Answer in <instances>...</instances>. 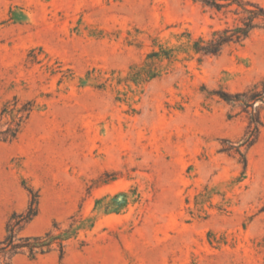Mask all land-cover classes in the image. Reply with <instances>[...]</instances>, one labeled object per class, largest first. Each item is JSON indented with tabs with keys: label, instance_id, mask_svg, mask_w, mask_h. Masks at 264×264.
Instances as JSON below:
<instances>
[{
	"label": "rangeland",
	"instance_id": "1",
	"mask_svg": "<svg viewBox=\"0 0 264 264\" xmlns=\"http://www.w3.org/2000/svg\"><path fill=\"white\" fill-rule=\"evenodd\" d=\"M235 19L194 0H0V125L30 109L0 142V241L30 190L19 236L64 239L0 264H264V101L220 97L264 89V29L192 50Z\"/></svg>",
	"mask_w": 264,
	"mask_h": 264
},
{
	"label": "trees",
	"instance_id": "2",
	"mask_svg": "<svg viewBox=\"0 0 264 264\" xmlns=\"http://www.w3.org/2000/svg\"><path fill=\"white\" fill-rule=\"evenodd\" d=\"M199 2L202 7L208 8L216 13H231L236 16L235 23L221 30H216L212 33L211 38L203 40L199 38L192 45L194 53L201 56H218L222 53L223 49L232 44H241L247 40L250 34L259 28L264 29V7L257 3L243 1V0H194ZM154 54L153 56H156ZM220 97L228 102H238L245 107H252L255 101H264V89L261 92L249 91L241 94L229 95L222 93ZM2 110V115L6 112ZM251 113L249 118L248 135L247 139L242 143L250 147L257 139L261 121L258 113ZM11 114H21L27 112L29 115L30 109L23 107L22 109H12ZM22 117L13 116L7 127L3 129L0 125V142H11L16 139L23 120ZM236 151L239 153V147ZM243 165L245 167V159L243 158ZM31 199L27 210L20 215H13L6 228V236L0 241V255L7 257L9 260L15 255L28 253L30 259H35L40 255L47 254L51 249V245L56 243L62 247V237H54L51 232L39 237H22L19 236L21 227L29 223L37 215V199L38 196L29 191ZM63 253H61V256Z\"/></svg>",
	"mask_w": 264,
	"mask_h": 264
}]
</instances>
